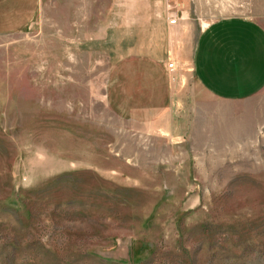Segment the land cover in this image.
Returning <instances> with one entry per match:
<instances>
[{
  "label": "rangeland",
  "instance_id": "374dc122",
  "mask_svg": "<svg viewBox=\"0 0 264 264\" xmlns=\"http://www.w3.org/2000/svg\"><path fill=\"white\" fill-rule=\"evenodd\" d=\"M180 1L190 40L264 25V0ZM50 2L0 36V264H264V86L230 102L187 77L172 123L117 118L112 51L73 49Z\"/></svg>",
  "mask_w": 264,
  "mask_h": 264
},
{
  "label": "crops",
  "instance_id": "0c3cea01",
  "mask_svg": "<svg viewBox=\"0 0 264 264\" xmlns=\"http://www.w3.org/2000/svg\"><path fill=\"white\" fill-rule=\"evenodd\" d=\"M44 1L0 0V36L30 26ZM180 0H59L68 42L80 53L112 51L105 99L117 118L144 125L172 123L185 106L186 78L200 93L234 102L264 86V25L250 17H218L190 40L189 9ZM175 19L173 24L171 19ZM66 33V31H65ZM188 45H192L188 47ZM126 53L113 55V51ZM175 62V71L167 68ZM166 127L158 131H166Z\"/></svg>",
  "mask_w": 264,
  "mask_h": 264
},
{
  "label": "built area",
  "instance_id": "2783aa9c",
  "mask_svg": "<svg viewBox=\"0 0 264 264\" xmlns=\"http://www.w3.org/2000/svg\"><path fill=\"white\" fill-rule=\"evenodd\" d=\"M175 22V19H171L170 23L173 24ZM167 68L169 69L170 73H173L175 71V62L174 61H169L167 63Z\"/></svg>",
  "mask_w": 264,
  "mask_h": 264
}]
</instances>
